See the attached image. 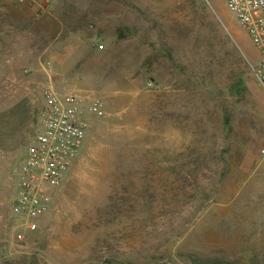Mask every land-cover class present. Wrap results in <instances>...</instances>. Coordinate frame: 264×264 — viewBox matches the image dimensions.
I'll return each instance as SVG.
<instances>
[{"label": "rangeland", "instance_id": "obj_1", "mask_svg": "<svg viewBox=\"0 0 264 264\" xmlns=\"http://www.w3.org/2000/svg\"><path fill=\"white\" fill-rule=\"evenodd\" d=\"M256 56L223 0H0V264H264ZM51 88L103 114L15 243L12 170Z\"/></svg>", "mask_w": 264, "mask_h": 264}, {"label": "built area", "instance_id": "obj_2", "mask_svg": "<svg viewBox=\"0 0 264 264\" xmlns=\"http://www.w3.org/2000/svg\"><path fill=\"white\" fill-rule=\"evenodd\" d=\"M257 56L251 74L264 92V0H223ZM101 49V47H100ZM88 115L103 114L99 99L69 90L48 89L37 127L13 175L15 198L9 209L11 240L22 243L37 233L56 208L63 185L81 157Z\"/></svg>", "mask_w": 264, "mask_h": 264}, {"label": "trees", "instance_id": "obj_3", "mask_svg": "<svg viewBox=\"0 0 264 264\" xmlns=\"http://www.w3.org/2000/svg\"><path fill=\"white\" fill-rule=\"evenodd\" d=\"M189 264H221L222 261L213 258H198L196 256H187Z\"/></svg>", "mask_w": 264, "mask_h": 264}, {"label": "water", "instance_id": "obj_4", "mask_svg": "<svg viewBox=\"0 0 264 264\" xmlns=\"http://www.w3.org/2000/svg\"><path fill=\"white\" fill-rule=\"evenodd\" d=\"M17 173V167H15L13 170H12V175H15Z\"/></svg>", "mask_w": 264, "mask_h": 264}, {"label": "crops", "instance_id": "obj_5", "mask_svg": "<svg viewBox=\"0 0 264 264\" xmlns=\"http://www.w3.org/2000/svg\"><path fill=\"white\" fill-rule=\"evenodd\" d=\"M241 39H243V38H241Z\"/></svg>", "mask_w": 264, "mask_h": 264}]
</instances>
